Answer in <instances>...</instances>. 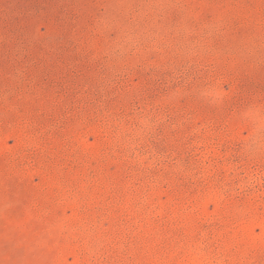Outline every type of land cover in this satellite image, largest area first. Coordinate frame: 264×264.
Wrapping results in <instances>:
<instances>
[{
    "label": "rangeland",
    "instance_id": "1",
    "mask_svg": "<svg viewBox=\"0 0 264 264\" xmlns=\"http://www.w3.org/2000/svg\"><path fill=\"white\" fill-rule=\"evenodd\" d=\"M0 264H264V0H0Z\"/></svg>",
    "mask_w": 264,
    "mask_h": 264
}]
</instances>
